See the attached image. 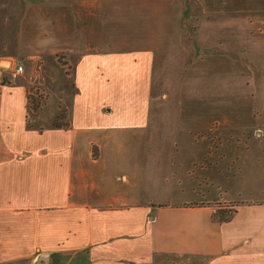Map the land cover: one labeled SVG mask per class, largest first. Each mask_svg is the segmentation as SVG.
<instances>
[{
  "label": "crops",
  "instance_id": "crops-1",
  "mask_svg": "<svg viewBox=\"0 0 264 264\" xmlns=\"http://www.w3.org/2000/svg\"><path fill=\"white\" fill-rule=\"evenodd\" d=\"M143 8L0 0V264L40 254L47 264H264V144L247 135L240 147L234 132L253 106L151 99L159 66L127 30ZM222 12L200 9L201 37L264 36V0H234L230 27ZM58 54L73 62L69 125L38 131L27 127L28 76ZM214 123L230 132L212 148L199 134ZM224 203L230 217L217 221Z\"/></svg>",
  "mask_w": 264,
  "mask_h": 264
},
{
  "label": "rangeland",
  "instance_id": "rangeland-1",
  "mask_svg": "<svg viewBox=\"0 0 264 264\" xmlns=\"http://www.w3.org/2000/svg\"><path fill=\"white\" fill-rule=\"evenodd\" d=\"M233 1L143 0V19H139L138 14V20L130 22L127 30L129 34L137 32L140 42L132 47L152 50L155 64L159 66L151 99L168 102L188 99L210 104L224 101L250 103L253 107L241 109V112L252 115L241 118L244 129L234 132L240 137V147L247 143V135L257 138L263 145L260 138H264V45L252 46L249 41L264 36L259 30H252L254 35H250V40L234 44L230 29L203 28L201 37L199 28V11L205 7L218 11L217 14L223 11L221 25L230 27L226 11H230ZM72 65L70 56L58 54L54 58H46L42 68L33 67L31 70L27 80V120L33 127L68 123L67 105L75 91ZM245 123L251 127L248 131L249 126ZM224 132L230 131L214 123L199 136L207 138L213 148ZM230 204L224 203V207L218 208L216 217L229 216ZM201 263L197 258H189L182 264Z\"/></svg>",
  "mask_w": 264,
  "mask_h": 264
},
{
  "label": "trees",
  "instance_id": "trees-1",
  "mask_svg": "<svg viewBox=\"0 0 264 264\" xmlns=\"http://www.w3.org/2000/svg\"><path fill=\"white\" fill-rule=\"evenodd\" d=\"M68 125H69L68 123H66L64 125L52 124L51 127H53V128H67ZM27 127L32 128V129H36L38 131H41L42 130L41 127L40 128L33 127L28 121H27ZM229 217H230V215L227 216V217H224V218L223 217H216V219H217V221H227L229 219ZM201 264H204V263H201Z\"/></svg>",
  "mask_w": 264,
  "mask_h": 264
},
{
  "label": "built area",
  "instance_id": "built-area-1",
  "mask_svg": "<svg viewBox=\"0 0 264 264\" xmlns=\"http://www.w3.org/2000/svg\"><path fill=\"white\" fill-rule=\"evenodd\" d=\"M22 70L23 68L21 65H16L9 69L8 77L13 81V79H15L21 74Z\"/></svg>",
  "mask_w": 264,
  "mask_h": 264
},
{
  "label": "water",
  "instance_id": "water-1",
  "mask_svg": "<svg viewBox=\"0 0 264 264\" xmlns=\"http://www.w3.org/2000/svg\"><path fill=\"white\" fill-rule=\"evenodd\" d=\"M0 64L1 66H3L4 62H1ZM47 263H48V254H40L35 264H47Z\"/></svg>",
  "mask_w": 264,
  "mask_h": 264
}]
</instances>
